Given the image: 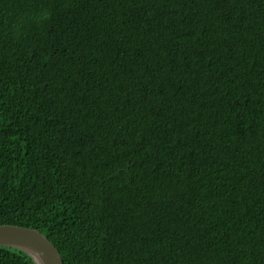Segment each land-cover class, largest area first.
I'll list each match as a JSON object with an SVG mask.
<instances>
[{
  "label": "trees",
  "instance_id": "trees-1",
  "mask_svg": "<svg viewBox=\"0 0 264 264\" xmlns=\"http://www.w3.org/2000/svg\"><path fill=\"white\" fill-rule=\"evenodd\" d=\"M0 224L65 264H264V0H0Z\"/></svg>",
  "mask_w": 264,
  "mask_h": 264
},
{
  "label": "water",
  "instance_id": "water-1",
  "mask_svg": "<svg viewBox=\"0 0 264 264\" xmlns=\"http://www.w3.org/2000/svg\"><path fill=\"white\" fill-rule=\"evenodd\" d=\"M0 246L27 252L37 264H65L57 246L40 230L16 224H0Z\"/></svg>",
  "mask_w": 264,
  "mask_h": 264
},
{
  "label": "rangeland",
  "instance_id": "rangeland-1",
  "mask_svg": "<svg viewBox=\"0 0 264 264\" xmlns=\"http://www.w3.org/2000/svg\"><path fill=\"white\" fill-rule=\"evenodd\" d=\"M32 228V227H31ZM12 247H14V246H12ZM34 260V259H33ZM37 264V263H36Z\"/></svg>",
  "mask_w": 264,
  "mask_h": 264
}]
</instances>
